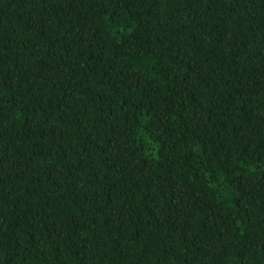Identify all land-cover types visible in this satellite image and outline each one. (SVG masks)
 I'll return each mask as SVG.
<instances>
[{
	"label": "trees",
	"instance_id": "1",
	"mask_svg": "<svg viewBox=\"0 0 264 264\" xmlns=\"http://www.w3.org/2000/svg\"><path fill=\"white\" fill-rule=\"evenodd\" d=\"M0 264H264V0H0Z\"/></svg>",
	"mask_w": 264,
	"mask_h": 264
}]
</instances>
